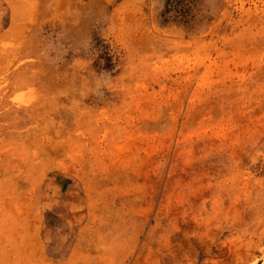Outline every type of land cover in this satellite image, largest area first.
Returning a JSON list of instances; mask_svg holds the SVG:
<instances>
[{
  "label": "rangeland",
  "instance_id": "obj_1",
  "mask_svg": "<svg viewBox=\"0 0 264 264\" xmlns=\"http://www.w3.org/2000/svg\"><path fill=\"white\" fill-rule=\"evenodd\" d=\"M0 264H264V0H0Z\"/></svg>",
  "mask_w": 264,
  "mask_h": 264
}]
</instances>
